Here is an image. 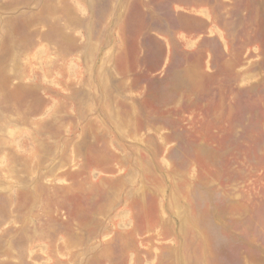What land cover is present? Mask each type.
I'll return each instance as SVG.
<instances>
[{
    "label": "rangeland",
    "instance_id": "1",
    "mask_svg": "<svg viewBox=\"0 0 264 264\" xmlns=\"http://www.w3.org/2000/svg\"><path fill=\"white\" fill-rule=\"evenodd\" d=\"M0 264H264V0H0Z\"/></svg>",
    "mask_w": 264,
    "mask_h": 264
}]
</instances>
